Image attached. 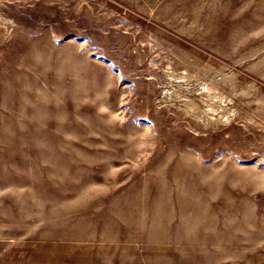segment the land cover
I'll return each mask as SVG.
<instances>
[{"label":"rangeland","instance_id":"obj_1","mask_svg":"<svg viewBox=\"0 0 264 264\" xmlns=\"http://www.w3.org/2000/svg\"><path fill=\"white\" fill-rule=\"evenodd\" d=\"M0 264H264V0H0Z\"/></svg>","mask_w":264,"mask_h":264}]
</instances>
